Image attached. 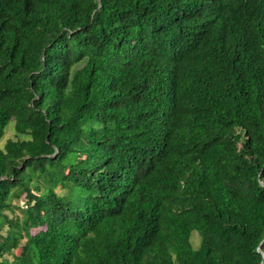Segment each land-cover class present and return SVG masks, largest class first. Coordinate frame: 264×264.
I'll list each match as a JSON object with an SVG mask.
<instances>
[{
	"label": "trees",
	"instance_id": "1",
	"mask_svg": "<svg viewBox=\"0 0 264 264\" xmlns=\"http://www.w3.org/2000/svg\"><path fill=\"white\" fill-rule=\"evenodd\" d=\"M11 125L0 264H264V0H0Z\"/></svg>",
	"mask_w": 264,
	"mask_h": 264
},
{
	"label": "rangeland",
	"instance_id": "2",
	"mask_svg": "<svg viewBox=\"0 0 264 264\" xmlns=\"http://www.w3.org/2000/svg\"><path fill=\"white\" fill-rule=\"evenodd\" d=\"M17 137H19V135H18V134L16 133V131L14 130L13 125H11V126H9V127L7 128V130H6V132H5L4 136H3V138L0 140V145L2 146V145L6 142V140H7L8 138H17ZM16 213L20 214V211H19V210H16ZM192 240H193V243H194L195 246H197V245L199 244V235H198L197 232H194V233H193ZM20 250H21V247L17 248V249L15 250V253H16V254H19V253H20ZM6 256H7L8 258H12V256H10V255H8V254H6Z\"/></svg>",
	"mask_w": 264,
	"mask_h": 264
}]
</instances>
